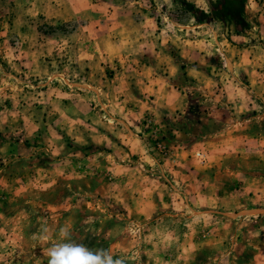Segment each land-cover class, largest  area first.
<instances>
[{
	"label": "rangeland",
	"instance_id": "374dc122",
	"mask_svg": "<svg viewBox=\"0 0 264 264\" xmlns=\"http://www.w3.org/2000/svg\"><path fill=\"white\" fill-rule=\"evenodd\" d=\"M221 2L0 0V264L62 225L126 264H264V0Z\"/></svg>",
	"mask_w": 264,
	"mask_h": 264
},
{
	"label": "clouds",
	"instance_id": "9594fccd",
	"mask_svg": "<svg viewBox=\"0 0 264 264\" xmlns=\"http://www.w3.org/2000/svg\"><path fill=\"white\" fill-rule=\"evenodd\" d=\"M34 239L46 243L47 264H126L124 256H114L106 248H90L75 239L70 225L59 226L51 233L44 226Z\"/></svg>",
	"mask_w": 264,
	"mask_h": 264
},
{
	"label": "trees",
	"instance_id": "16d2710c",
	"mask_svg": "<svg viewBox=\"0 0 264 264\" xmlns=\"http://www.w3.org/2000/svg\"><path fill=\"white\" fill-rule=\"evenodd\" d=\"M243 2L244 0H222L221 6H219L217 10L213 12V14L219 19H222V11L227 10L229 14H232L233 16H236L237 19H239L237 15L241 16L242 13L238 12V10L243 11ZM199 13L203 15L202 12Z\"/></svg>",
	"mask_w": 264,
	"mask_h": 264
},
{
	"label": "crops",
	"instance_id": "0c3cea01",
	"mask_svg": "<svg viewBox=\"0 0 264 264\" xmlns=\"http://www.w3.org/2000/svg\"><path fill=\"white\" fill-rule=\"evenodd\" d=\"M166 93H168V94H172L170 97H174V95H175V94H173V93H170L168 90H165V88H164V97H166V96H165Z\"/></svg>",
	"mask_w": 264,
	"mask_h": 264
}]
</instances>
